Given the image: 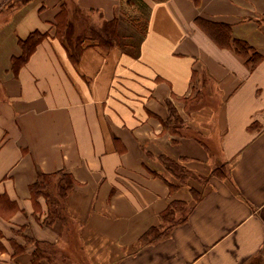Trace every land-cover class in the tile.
<instances>
[{
    "label": "crops",
    "instance_id": "crops-1",
    "mask_svg": "<svg viewBox=\"0 0 264 264\" xmlns=\"http://www.w3.org/2000/svg\"><path fill=\"white\" fill-rule=\"evenodd\" d=\"M143 1L134 48L90 45L75 63L55 34L61 6L99 27L120 0H0V264H264V0ZM197 16L262 61L215 43ZM34 31L45 37L14 71ZM161 156L195 178L180 184ZM61 170L76 184L50 221L30 187ZM172 201L186 203L175 225L161 220ZM151 227L164 236L141 241Z\"/></svg>",
    "mask_w": 264,
    "mask_h": 264
},
{
    "label": "trees",
    "instance_id": "trees-1",
    "mask_svg": "<svg viewBox=\"0 0 264 264\" xmlns=\"http://www.w3.org/2000/svg\"><path fill=\"white\" fill-rule=\"evenodd\" d=\"M154 1L162 2L166 0ZM193 1L195 5H200L201 0ZM130 3L136 6L139 12L138 16H133L131 18L130 23L136 30L144 35L147 29L150 7L143 0H127V4ZM74 12H77V15L72 16V12H69L68 8L62 5L59 13L55 17L54 27L56 36L65 43L69 50L70 59L75 63L80 61L81 55L87 46L96 45L102 50L109 51L116 47H120L121 43L129 38H127V34L120 31L116 18L111 21H104L103 24L98 27L93 25L90 18L80 9L76 8ZM88 18L90 22L87 21ZM195 24L221 47H233L237 54L248 58L247 63L252 67L257 66L262 61L263 56L248 42L232 38V28L230 25L207 20L200 16L195 18ZM44 37V34L34 31L26 39L20 41L22 53L19 57L13 58L12 60L14 71H18L28 61L29 57L36 50L38 44ZM125 42L128 46L132 48L135 47V41H133V39L130 40V42L129 40ZM175 119V111L174 109H170L169 119L164 124L167 130L171 132L176 131L173 125V120ZM159 159L180 184H184L190 177L193 178L195 176L192 172H189L167 157L161 156ZM221 171L223 170L216 169L214 172L220 175ZM75 184L76 182L72 176L61 170L53 174H39L37 180L31 185L30 189L33 196L37 197L42 195L45 197L48 207L47 218L50 221H54L56 218H62L63 200ZM169 186L173 191L179 188V185L174 183H169ZM185 206L186 203L184 202L172 201L161 213L162 222L175 225L183 221L185 217L177 219L176 213L178 211H184ZM164 234V231H161L158 227H151L142 235L141 241L145 243L158 241ZM36 257L37 255L35 253L34 258Z\"/></svg>",
    "mask_w": 264,
    "mask_h": 264
},
{
    "label": "rangeland",
    "instance_id": "rangeland-1",
    "mask_svg": "<svg viewBox=\"0 0 264 264\" xmlns=\"http://www.w3.org/2000/svg\"><path fill=\"white\" fill-rule=\"evenodd\" d=\"M76 8L77 7H75L72 4H71V7L68 8L69 12H72L71 13L72 16L73 15L74 16L77 15V12H74V10ZM118 8H119V15H118L119 19H117V21H118V23H120L121 31L124 32V34H127V32L128 33L129 32H131V33L133 32V33L137 34L135 31L132 30L133 26L130 23L131 18L133 16H138V14H139V12L136 9V6L132 5V3L127 4V0H120ZM89 18L87 19L88 22H90ZM139 35H140V33H139ZM138 39H139V36H138V38L135 39V41H138Z\"/></svg>",
    "mask_w": 264,
    "mask_h": 264
}]
</instances>
